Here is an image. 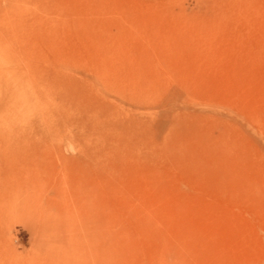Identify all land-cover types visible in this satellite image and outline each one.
<instances>
[{"label":"rangeland","instance_id":"374dc122","mask_svg":"<svg viewBox=\"0 0 264 264\" xmlns=\"http://www.w3.org/2000/svg\"><path fill=\"white\" fill-rule=\"evenodd\" d=\"M0 264H264V0H0Z\"/></svg>","mask_w":264,"mask_h":264},{"label":"bare ground","instance_id":"6f19581e","mask_svg":"<svg viewBox=\"0 0 264 264\" xmlns=\"http://www.w3.org/2000/svg\"><path fill=\"white\" fill-rule=\"evenodd\" d=\"M261 4V3H260Z\"/></svg>","mask_w":264,"mask_h":264}]
</instances>
